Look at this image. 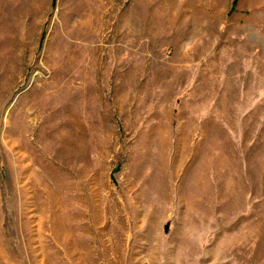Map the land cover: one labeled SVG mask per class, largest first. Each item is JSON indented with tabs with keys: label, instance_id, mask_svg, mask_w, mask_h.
Here are the masks:
<instances>
[{
	"label": "rangeland",
	"instance_id": "rangeland-1",
	"mask_svg": "<svg viewBox=\"0 0 264 264\" xmlns=\"http://www.w3.org/2000/svg\"><path fill=\"white\" fill-rule=\"evenodd\" d=\"M0 264H264V0H0Z\"/></svg>",
	"mask_w": 264,
	"mask_h": 264
}]
</instances>
